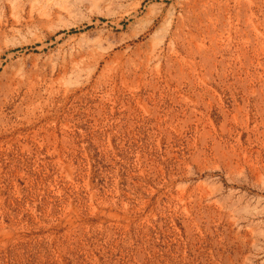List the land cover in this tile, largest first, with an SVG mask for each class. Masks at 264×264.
I'll list each match as a JSON object with an SVG mask.
<instances>
[{
    "label": "rangeland",
    "instance_id": "obj_1",
    "mask_svg": "<svg viewBox=\"0 0 264 264\" xmlns=\"http://www.w3.org/2000/svg\"><path fill=\"white\" fill-rule=\"evenodd\" d=\"M0 264H264V0H0Z\"/></svg>",
    "mask_w": 264,
    "mask_h": 264
}]
</instances>
